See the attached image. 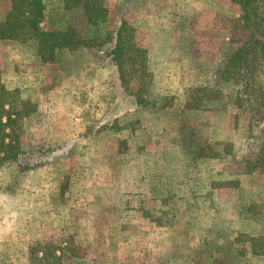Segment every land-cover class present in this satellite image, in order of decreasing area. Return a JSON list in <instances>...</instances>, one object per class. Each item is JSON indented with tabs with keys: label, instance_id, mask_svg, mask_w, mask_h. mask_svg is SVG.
I'll list each match as a JSON object with an SVG mask.
<instances>
[{
	"label": "rangeland",
	"instance_id": "obj_1",
	"mask_svg": "<svg viewBox=\"0 0 264 264\" xmlns=\"http://www.w3.org/2000/svg\"><path fill=\"white\" fill-rule=\"evenodd\" d=\"M66 1L43 0L46 25L82 39L120 29L133 52L121 76L85 46L41 62L46 98L30 92L17 130L43 164H0V264H264V104L238 108L235 83L213 81L247 38L239 6L100 0L92 26ZM260 12L264 26V0ZM30 40L0 49V89L17 98ZM254 74L264 91V64Z\"/></svg>",
	"mask_w": 264,
	"mask_h": 264
},
{
	"label": "trees",
	"instance_id": "obj_2",
	"mask_svg": "<svg viewBox=\"0 0 264 264\" xmlns=\"http://www.w3.org/2000/svg\"><path fill=\"white\" fill-rule=\"evenodd\" d=\"M240 8V18L247 38L235 42L228 56L218 65L213 74V81H231L236 85L233 103L236 107L243 105L264 104V91L256 81L255 71L264 64V26L260 12V0H232ZM67 7L81 5L88 25L95 26L103 22L106 8L100 0H67ZM45 5L43 0H11L10 8L0 23V38L26 42L34 39L37 55L41 62L49 63L55 60L58 50L71 46H85L88 51L101 52L114 64L122 75L125 64L126 48L119 35L107 33L103 38L94 37L82 39L72 25L65 30H59L51 25L41 26L44 21ZM132 54V53H130ZM128 60L132 62L133 56ZM259 92L260 95H255ZM16 90L0 89V164L14 162L22 170H34L43 162L35 159L33 152L28 153L20 146L17 130L18 120L29 114L27 101L15 96ZM136 102L145 106V99L136 96ZM147 105V104H146ZM191 109L200 108L201 104L195 97L191 100Z\"/></svg>",
	"mask_w": 264,
	"mask_h": 264
},
{
	"label": "crops",
	"instance_id": "obj_3",
	"mask_svg": "<svg viewBox=\"0 0 264 264\" xmlns=\"http://www.w3.org/2000/svg\"><path fill=\"white\" fill-rule=\"evenodd\" d=\"M130 1H131L130 3H136L138 0H130ZM4 15L5 14H3V12L1 11L0 12V23L4 20ZM44 25H46V24L43 21L41 23V26H44ZM12 40L13 39H1L0 38V49H3V50L9 49V46H13V44H14L12 42ZM13 41H17V40H13ZM29 42H30L29 44H32V46L34 47V49L32 48V51H34V50L35 51L33 52L32 57L30 59L28 57V60L26 61L27 70H26V73L24 74L25 84H26L25 85L26 89H25L24 92H26V94H22L21 95V93H19V98L21 100H24V101H30L27 98L30 97V92H32L34 94L35 91H36V98H38V96H44V98H46V92L44 90H42V89H44L43 88V83H45V81H43L44 80V75H43V72L41 70V67H43V64H42L43 62L41 63V59L37 55V48L35 49V47H36L35 40L33 41L34 43L32 42V40H30ZM24 45L27 46L28 44L23 43V46ZM29 85H30V87H32V90L31 89L28 90L29 89ZM5 89L6 90L11 89L9 91H12V90L18 91L16 87H11V88L6 87ZM50 89H52V90H50V93H55L53 91L54 88H50ZM32 99L34 100V98H32Z\"/></svg>",
	"mask_w": 264,
	"mask_h": 264
}]
</instances>
